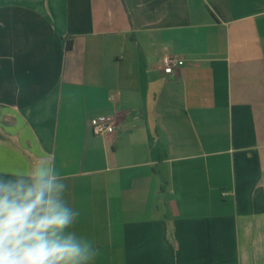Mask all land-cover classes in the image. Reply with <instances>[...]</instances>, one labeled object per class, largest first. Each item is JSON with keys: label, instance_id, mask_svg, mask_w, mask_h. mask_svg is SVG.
<instances>
[{"label": "crops", "instance_id": "0c3cea01", "mask_svg": "<svg viewBox=\"0 0 264 264\" xmlns=\"http://www.w3.org/2000/svg\"><path fill=\"white\" fill-rule=\"evenodd\" d=\"M42 153L93 264H264V0H0V174Z\"/></svg>", "mask_w": 264, "mask_h": 264}, {"label": "clouds", "instance_id": "9594fccd", "mask_svg": "<svg viewBox=\"0 0 264 264\" xmlns=\"http://www.w3.org/2000/svg\"><path fill=\"white\" fill-rule=\"evenodd\" d=\"M68 191L48 153L19 172L0 174V264H93V241L71 230L79 213Z\"/></svg>", "mask_w": 264, "mask_h": 264}, {"label": "built area", "instance_id": "2783aa9c", "mask_svg": "<svg viewBox=\"0 0 264 264\" xmlns=\"http://www.w3.org/2000/svg\"><path fill=\"white\" fill-rule=\"evenodd\" d=\"M184 65L185 61L177 55L164 54L162 56L161 68L166 75L179 73ZM91 129L92 133L97 136H105L115 132V126L111 124L108 118L94 120Z\"/></svg>", "mask_w": 264, "mask_h": 264}, {"label": "trees", "instance_id": "16d2710c", "mask_svg": "<svg viewBox=\"0 0 264 264\" xmlns=\"http://www.w3.org/2000/svg\"><path fill=\"white\" fill-rule=\"evenodd\" d=\"M72 49V41L69 40L68 43H67V50H70Z\"/></svg>", "mask_w": 264, "mask_h": 264}]
</instances>
